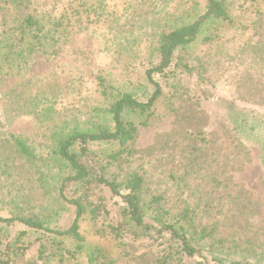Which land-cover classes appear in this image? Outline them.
Here are the masks:
<instances>
[{
	"label": "trees",
	"instance_id": "16d2710c",
	"mask_svg": "<svg viewBox=\"0 0 264 264\" xmlns=\"http://www.w3.org/2000/svg\"><path fill=\"white\" fill-rule=\"evenodd\" d=\"M1 1L28 12L17 19L15 26L0 33V78L12 71L24 74L36 53L57 56L61 40L72 27L68 9L51 18L29 11L34 0ZM188 2L179 0L180 12L152 22L147 36L152 38L149 51L154 61L144 70V79L151 88L145 100L117 92L99 77L98 86L107 105L94 109L85 123L72 120L56 126L45 157L36 156L20 137L10 136L14 152L39 170L37 180L52 196L56 207L52 214L70 206L73 219L60 230L50 227L45 216L24 215L21 209L12 216H0V264H15L25 255L26 230L38 233L35 240L39 242L37 256L29 264H184L196 258L205 264H264V251L244 248L235 239H222L216 224H203L204 217L200 219L197 211L206 214L207 201L198 202L196 208L188 201L170 205L166 193L152 188V182L134 165L138 154L134 140L139 127L148 126L160 100L181 98L175 85L166 95L154 76L165 77L171 68L178 67L191 71L183 61L194 49L206 52L213 63L242 68L241 80L255 98L249 102L264 105L262 89L251 86L248 73L264 71V0H206L202 12H193L192 4L185 9ZM100 3L97 7L82 3L76 13L87 18L93 13L99 19L104 14ZM11 97L7 104L17 106L22 92ZM33 105L26 113L47 119L49 106ZM181 118L193 122L191 130L182 136L189 154L202 155L208 144L215 147L203 131L205 117L201 113L188 110ZM225 121L223 133L231 148L225 155L218 151L212 162L242 167L250 163L247 148L252 147L258 150L257 161L264 171V115L229 103ZM108 146L111 148L106 150ZM194 163L195 158L188 167ZM223 174L224 171L220 172ZM220 182L212 176L213 186ZM95 190H106L120 199L116 221L107 220L106 200ZM84 224L92 225L91 234L102 241V246L87 243ZM16 226L22 230L11 237L9 230ZM137 240L156 244L150 258L131 251L129 243Z\"/></svg>",
	"mask_w": 264,
	"mask_h": 264
},
{
	"label": "rangeland",
	"instance_id": "374dc122",
	"mask_svg": "<svg viewBox=\"0 0 264 264\" xmlns=\"http://www.w3.org/2000/svg\"><path fill=\"white\" fill-rule=\"evenodd\" d=\"M82 3L96 7L100 3L104 14L99 19L93 13L88 18L77 14V6ZM186 5L185 9L190 6L193 12H202L206 0H189ZM65 9L72 27L61 40L57 56L36 53L24 74L12 71L0 78V216H12L21 209L24 215L45 216L51 222L50 227L60 230L69 226L73 208L65 205L64 211L52 214L56 207L52 196L37 180L39 170L14 152L10 136L20 137L36 156L45 157L51 146L50 134L56 126L72 120L85 123L94 109L107 105L98 86L99 77L113 90L145 100L151 88L144 79V70L154 61L148 32L153 20H163V15L165 20L166 14L174 15L181 8L179 0H34L29 11L52 18ZM27 12L0 0V33L15 26L17 19ZM183 63L191 71L178 67L171 68L165 77L154 76L166 95L175 85L181 98L160 100L148 126L139 127L134 140L138 153L134 165L152 182V188L166 193L170 205L188 201L196 208L198 202L207 201V213L197 211L200 219L204 217L203 224H216L222 239H235L244 248L264 251V171L257 161L258 150L247 148L251 161L242 167L212 162L218 151L219 155H225L231 148L223 133L229 103L263 115L264 105L249 102L255 98L241 80L242 68L213 63L206 52L195 49L184 56ZM248 73L251 86L262 89L264 95V71ZM20 91L22 97L17 99V106L7 104L9 96ZM32 104L37 108L49 106L47 119L28 115L26 110ZM188 110L205 117L203 131L215 144L204 146L202 155L189 154L187 142L182 140L184 133L193 127L191 119L181 118ZM193 158L195 163L188 167ZM222 171L224 174L220 175ZM213 175L221 181L218 186L211 183ZM95 192L106 200L107 220L116 221L120 199L106 190ZM20 230L22 227L16 226L9 234L13 237ZM82 230L88 244L103 245L92 236L91 224H84ZM26 232L27 251L15 264H29L37 256L38 233ZM129 244L136 255L144 253L147 258L156 245L144 240ZM184 264L205 263L196 258Z\"/></svg>",
	"mask_w": 264,
	"mask_h": 264
}]
</instances>
